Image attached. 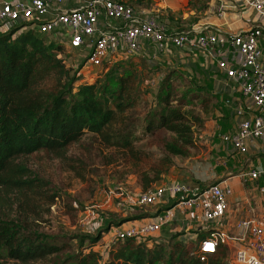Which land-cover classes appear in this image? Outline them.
Instances as JSON below:
<instances>
[{
  "label": "trees",
  "instance_id": "16d2710c",
  "mask_svg": "<svg viewBox=\"0 0 264 264\" xmlns=\"http://www.w3.org/2000/svg\"><path fill=\"white\" fill-rule=\"evenodd\" d=\"M123 1L134 8L143 4ZM23 27L0 34V264H227V243L218 241L214 252L201 249L211 229L198 231L195 252L182 233L118 239L107 255L95 249L114 227L151 217V206L108 212L95 233H46L23 216L37 212L33 207L41 202L53 205L59 194L20 157L41 150L64 157L90 135L139 165L145 153L137 143L166 131L170 137L161 142L157 166L135 172L147 190L168 178L175 158L192 157L216 107V97L187 72L157 64L142 52L115 62L111 55L95 67L99 73L82 81L89 55L72 63L51 35L29 27L20 32ZM193 183L205 185L194 178Z\"/></svg>",
  "mask_w": 264,
  "mask_h": 264
},
{
  "label": "built area",
  "instance_id": "2783aa9c",
  "mask_svg": "<svg viewBox=\"0 0 264 264\" xmlns=\"http://www.w3.org/2000/svg\"><path fill=\"white\" fill-rule=\"evenodd\" d=\"M251 6L264 20V0H252ZM227 9L228 5L223 2L220 14ZM20 25H24L20 32L28 27L35 28L42 34L51 35L65 48L88 49L85 56L89 55V58L85 66L91 67H101L114 52L125 55L142 52L141 39L154 43L160 50L169 45L181 49L189 46L207 49L213 44H229L237 48L241 57L237 64L229 65L227 61L219 64L239 84L244 97L253 101L256 115L248 117L244 108H238L240 120L236 130L222 137L240 154L248 152L249 142L261 141L264 154V61L261 44L264 33L261 25L228 37L209 29L169 32L168 27L154 16H143L123 0H0V27L9 31ZM243 176L261 181L259 190L264 196V159L259 166L245 171ZM231 194L230 185L214 183L202 187L193 182L169 180L139 192L119 189L117 196L125 208L154 206L170 197L178 198L175 206L180 210L199 208L205 219L213 222L224 216ZM162 224V221H145L114 227L112 232L117 239L144 240L159 231ZM239 226L249 233V237L236 249L235 263L264 264V213L241 221ZM216 238L202 241L201 249L214 252Z\"/></svg>",
  "mask_w": 264,
  "mask_h": 264
},
{
  "label": "crops",
  "instance_id": "0c3cea01",
  "mask_svg": "<svg viewBox=\"0 0 264 264\" xmlns=\"http://www.w3.org/2000/svg\"><path fill=\"white\" fill-rule=\"evenodd\" d=\"M251 1L209 0L204 6L205 0H142L143 4L138 6L147 7L152 11L151 16L173 30H183L192 26L191 30L194 32L209 29L228 37L257 24L262 26L264 33V20H261L252 8ZM223 2L228 5V9L224 14H220L219 8ZM141 41L142 53L148 59L162 66L187 72L192 79L204 85L216 97V107L207 117L206 126L200 135V143L207 152L199 153L189 159L194 158L199 161L197 178L205 184L204 186L214 183L230 185L232 194L228 196L224 216L217 221H207L199 208L180 210L175 206L178 198L170 197L149 207L153 213L151 217L126 222L122 226L145 221H162L161 229L152 235H155L154 238L168 237L172 233L183 234L196 227L201 229L196 230L195 235L200 230L211 229L212 235L217 236L231 248L237 249L244 245L249 237V233L243 231L239 223L264 213V196L259 190L261 181H253L243 176L249 168L259 166L263 162L261 141L249 142L248 152L240 154L222 137L236 130L240 120L237 115L238 108H244L248 117L256 115L253 101L244 97L239 84L229 77L219 64L220 61H227L229 65L237 64L241 58L240 53L237 48L229 44H213L207 49L199 46L181 49L169 45L166 49L160 50L154 43L144 39ZM261 44L264 61V34ZM128 56L121 54L113 61ZM185 166L191 171V165ZM194 170L195 168L192 171ZM178 171L179 169L175 167L173 173L178 174ZM176 177L171 175L172 180H179ZM167 179L166 181H169V176Z\"/></svg>",
  "mask_w": 264,
  "mask_h": 264
},
{
  "label": "rangeland",
  "instance_id": "374dc122",
  "mask_svg": "<svg viewBox=\"0 0 264 264\" xmlns=\"http://www.w3.org/2000/svg\"><path fill=\"white\" fill-rule=\"evenodd\" d=\"M136 10L139 13L142 12L143 16L153 15L147 7L136 6ZM167 29L169 32L194 31L191 30L192 26L183 30ZM0 32H7V30L0 27ZM67 49L62 53V56L70 55L72 63L80 62L88 53V49L84 51ZM121 54L114 52L113 59L119 58L118 55ZM98 71L99 68L86 65L81 73L82 81L90 80L89 75L99 73ZM149 98L152 99V96ZM138 108L143 110L144 105L140 104ZM165 137H170L166 131H158L154 136H148L137 143L145 153L143 155L145 157L139 162V165H135L136 160L132 156L129 157L118 153L114 148L105 147L97 138L90 135L85 136L79 143L71 145L64 157L45 150L20 157L18 161L26 163L30 169L36 171L48 182L47 188L51 187L59 194L53 205L50 206L46 202H41L39 206L35 207L34 205L33 207V209H37V212L28 210L23 216L30 222H34L38 226H36L37 228L46 233H95L97 227L102 225L106 213H126L127 208L121 205L122 201L117 196L118 190L124 189L129 192L141 190L140 176L136 175L135 172L140 168L144 170L157 166L163 156L161 142ZM193 152L192 156H197V154L207 151L199 142V146H196ZM198 162L194 158H175V167L179 171L178 174H174L175 167L171 168L167 174L169 180H172V174L181 181L193 182V178L198 180ZM185 165L187 167L191 165V171L187 170ZM193 168H195L194 171H192ZM166 180L168 179H164V181ZM8 196L12 199L15 197L14 194ZM17 208L19 206H16L15 209ZM6 210L10 212L8 209ZM19 210L23 211V209ZM199 229L201 228L196 227L189 232L182 231L184 233L181 239L189 242V246L194 252L199 243L198 234L195 235V233ZM210 237L216 238L213 235ZM117 240L111 230L99 241L95 249L107 255L110 246ZM216 240L217 242L220 241L219 238ZM235 253L236 248L230 247L223 261L227 264H236Z\"/></svg>",
  "mask_w": 264,
  "mask_h": 264
}]
</instances>
